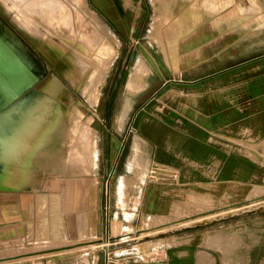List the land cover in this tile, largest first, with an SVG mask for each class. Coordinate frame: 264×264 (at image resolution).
Instances as JSON below:
<instances>
[{"label": "crops", "instance_id": "0c3cea01", "mask_svg": "<svg viewBox=\"0 0 264 264\" xmlns=\"http://www.w3.org/2000/svg\"><path fill=\"white\" fill-rule=\"evenodd\" d=\"M204 1L170 0L163 9L162 0H123L120 6L116 0L100 3L109 11L116 26L113 33L120 41L110 86L126 67L128 116L132 113L135 121L133 137L140 140L138 166L144 170L136 181L140 184L137 193L127 192V203L135 204L119 208L122 199L117 197L106 227L113 233L110 238H125L112 244L135 238L139 229L135 231L134 225L140 220L145 223L141 229L149 230L144 233L161 235L139 245L126 243L114 250L111 262L99 249V254L89 252L87 260L52 257L44 264H245V223L239 219L246 212L222 214L256 204L263 195L264 0H253V6L249 0ZM211 5H217L216 9ZM248 6L262 10H246ZM157 8L164 19L160 18L158 26L163 28L160 37L152 34ZM141 60L143 70L134 80ZM63 102L60 116L68 124L69 109ZM13 119L0 113V132L7 131ZM38 133L25 159H19L16 147L3 150L0 167L26 170L17 186H0V229L25 221L45 178L49 183L48 169L54 167L48 153L54 128ZM68 142L67 137L61 144L65 154ZM132 145L117 185L128 183L127 173L137 167L129 163ZM21 229L10 230L19 235ZM231 232L238 237L229 250ZM249 247L250 262L257 263L256 248L262 246Z\"/></svg>", "mask_w": 264, "mask_h": 264}, {"label": "rangeland", "instance_id": "374dc122", "mask_svg": "<svg viewBox=\"0 0 264 264\" xmlns=\"http://www.w3.org/2000/svg\"><path fill=\"white\" fill-rule=\"evenodd\" d=\"M30 1L31 2L33 1L32 4ZM30 1L29 0H25V1L24 0H9V1L0 0V17L3 18L4 24L6 26H9L11 29L14 30V32H16L18 35L23 37L25 42H27L31 46V48L35 50L34 52L37 55L45 59V61L47 62L48 68L47 69L43 68L44 72L46 73L48 72L50 74L54 73L62 80L64 87H65V93L63 95V98H64L63 103H64L65 109H69L71 113L77 116L78 113H77L76 108L77 106H80L82 109H84V111L87 114L92 115L94 117L93 124L96 130L95 137H96L97 150H98L97 158H96L97 164L94 167V170L89 171V172L88 171L84 172L86 173V175L87 174L88 175L86 176V179H85L86 180L85 187H84L85 192L83 193L82 192L77 193L78 191H76L77 187L74 182L78 181V178L81 176L79 174H76V172L72 171V169H66L62 171V174H60L61 171L60 170L58 171V169H55V170L53 169L55 172L52 171V169H48L50 174L53 176L51 177V175H49V178H50L48 180L49 183L46 184L44 188L40 187L41 189L39 188L38 189L39 191L37 192H45L49 194V196L55 193L58 195L59 199L57 200L58 204L55 201L54 206H50V205L47 206L48 207L47 215L49 216V218H48V221L46 222V225L47 226L49 225V221H50V225L48 226L47 229L45 227L42 228L43 230H46V233L42 234V232L38 231L37 228L35 227L38 213H35L37 209L33 202L31 205V210L28 212V215L25 221L19 222L17 224H10L0 229V232H1L0 234V257H6V256L14 255L15 253L19 254V253H23L26 251H35V250H39L43 248L63 245V243L71 244V243L81 242L84 240L92 241V242L94 241V242L93 244L92 242H90V244L92 245L87 246V248L85 249L83 248L84 250L79 245V246H75L76 248L72 247L73 249L71 248L70 250L67 248V249H63L59 251H54V253L52 252L42 253L43 256L41 254L33 255V256L29 255L27 257L23 256L21 258L13 259V261H10V262L9 260H12V259H9V260L7 259L8 261L5 259L4 260L1 259L0 264H44L47 259H51L52 257H57V256L76 260L80 257L78 255L82 251L87 253L85 256L86 259H83V258H80V259L87 260V255L89 254V252L91 254H99L100 252L99 249H102L101 251H103V254H105V258L107 261L109 259L113 260L115 258L114 250L117 248L119 249L122 246H125L126 243L128 245L130 244L134 245V244L143 242L147 238H151V237L154 238V237H158L161 235L160 233L156 231L144 233L149 230L141 229V227H143L145 223L144 221L140 220L134 225L135 231L139 229L134 234L135 238L127 240V242L112 244V242L115 240L125 239V238L122 235H119L117 237L114 236L110 238L113 233L108 231L109 228L106 227L107 226L106 222L107 223L109 222L108 219L111 215L110 213L113 210L112 204L114 203V201H116L115 199H117V197L120 196L121 199H124V200H122L121 203L118 204V207L119 208L122 206L126 207L127 192L130 191L132 193L133 191L137 193L138 189L140 188V184L137 183L136 181L139 178H141V175H142V173L139 172V171H142L141 167L139 166L136 167L133 172L132 171L128 172L127 174L130 175V178L129 180H127L128 183H125L123 185V189L125 191H123L122 196L120 195L119 189L121 185H117L116 180L119 174H123V172L126 171V169L122 167V165H124L125 163L127 151L131 149V145L133 144V138H134L133 134L135 132L134 130L135 121L133 119L132 113H129V116L128 114H126L121 122L118 119L120 116L121 108L126 98V88H125L124 83H125V78H126L128 69L126 67H123L118 77H116L117 75L115 76L116 78H115L113 86H110V82H109L110 77L114 74L115 67H116L114 64L115 63V60H114L110 68V76L101 85L100 96H99L97 104H92L91 102L90 104L89 99L83 89V84H84V80L86 76L78 74V72L73 66L75 64L74 59L76 56V46L78 43L77 38L79 34V28L81 27L82 22L89 18L90 14H93V13L96 14V16L104 24L108 25L109 29L112 32H116L115 31L116 26L110 20L111 16L109 14V11L106 12L103 9V6H101L100 4L101 2H104V0H85L87 2L86 3L87 8H88L87 10L89 11H87L86 9L85 10L82 9L84 7L83 6L84 0H38V1L30 0ZM36 1L39 2L40 4L37 3ZM249 1L251 2L250 5L253 6L254 5L253 1L252 0H249ZM17 2L18 3L20 2L19 3L20 5ZM24 2L25 3L28 2V3L25 4ZM116 2L118 3L119 6L121 5V3L123 4V0H116ZM6 3H8L9 5H7ZM10 3L13 5H11ZM44 4H50V6L52 5L50 8L52 7L53 9L56 8V11H55L56 14L60 17H63L64 20L62 19L59 20V23L61 22L62 24L57 26L58 32H56L54 29L56 27V22H58V20H54L55 22H52V23H49V22L46 23L45 20H43V18L41 17L43 16L42 14H44L43 10L45 11V9H47V8H44ZM54 6H57V7H54ZM66 6L68 7V9ZM40 7L44 9H41ZM17 8L21 9L22 12L26 14L22 15L21 10H18ZM62 8L65 11H62ZM89 8H91L92 11ZM250 9L253 12H259L260 10H262L261 8L257 6L256 7H249V6L246 7V10H250ZM80 15H82V19L80 18L81 20L78 18ZM20 17H21V20H20ZM23 18L24 20H22ZM68 22L70 23V25H72L71 27L69 24H67ZM22 23L24 26L22 25ZM53 25H54V28H52ZM49 26L51 27L49 28ZM4 29L5 28L3 27L2 30ZM34 30H37V31H34ZM41 31L44 32L45 34L41 33ZM65 35L67 36V38ZM76 35H77V38H76ZM63 41L64 43L68 45L64 44ZM113 44L118 50V45H120V41L113 40ZM44 46H47L49 48L51 52V58L47 57L45 55V52L42 50V47ZM48 76L49 74L46 76L44 75L42 77V80H45ZM36 86H35V89L37 88L39 89V86H37V88ZM1 104L2 103L0 102V105ZM10 108H12V106H3V107L0 106V113L6 112L9 115H11L8 111ZM70 118L68 116L67 121L69 123V126L71 125L72 127L73 121L72 119L70 120ZM14 121L15 119L12 120L13 123L11 126H9L7 131L0 132V134L7 133L10 130V128L13 126ZM71 135L72 134L70 133V139L68 142L67 149H69V147L71 146L70 143L73 141V137ZM134 139H136V136ZM67 149H66V155H68ZM136 170L139 173L136 174ZM63 173L65 175H63ZM131 176H134V177H131ZM50 181L53 182L52 184L54 187L50 186L52 185ZM67 181H70V183H68L67 185L70 188L72 187L70 189V192L68 191L66 192V189L68 186L66 187L65 185L66 183L64 182H67ZM54 182H56V184ZM132 183L134 184V186ZM62 192H64L65 194H63ZM261 192L263 194L262 200L258 201L256 204L247 205L241 209L231 210L230 212H225L222 214V215H227V213L228 214L234 213L236 211L246 212V214L244 216H241L239 219L240 221H243L245 223V229H244L245 234L244 235L246 236V241H247L245 264H264V188L262 189ZM84 193H85V196L88 198L86 199L85 207L82 209V211H80L81 208L78 206V204L84 200L85 198ZM75 196L76 198H74ZM69 201L71 204L70 206H69ZM247 202L249 203L253 201L250 200ZM134 204H135V201L128 205L132 206ZM73 205L75 207H73ZM254 210H256V212L258 213L254 214L253 213ZM77 211L82 212L83 218H84V221H83L84 225L78 229L79 230L87 229V233H82V234L77 235L74 232V231L78 232L77 225L75 227L72 226L70 228V223H75L74 213H76ZM214 217H218V216L216 215ZM119 218L121 219L122 217L119 216ZM233 218L238 220L239 216H236ZM152 223L153 221L149 222V224H152ZM124 224H126V222H124ZM44 225L45 224H43V226ZM18 226L22 227V229L20 230L21 235L20 234L18 235L14 233L13 231L11 232L10 230L11 228L16 229V227L18 228ZM255 229L260 232L259 233L255 232ZM43 235L47 237H42ZM237 237L238 236L236 233L231 232L228 234V242H229L228 249L229 250H231L232 243L235 239H237ZM103 243H106V244L102 246ZM254 243L256 244L260 243L262 246L261 250L258 248L259 246L256 248V255L259 258L257 263L250 262L251 259H253L252 257L253 253L249 245L254 244ZM105 248H106V251L104 252L103 249Z\"/></svg>", "mask_w": 264, "mask_h": 264}, {"label": "bare ground", "instance_id": "6f19581e", "mask_svg": "<svg viewBox=\"0 0 264 264\" xmlns=\"http://www.w3.org/2000/svg\"><path fill=\"white\" fill-rule=\"evenodd\" d=\"M126 1L128 3L131 0H126ZM155 1L156 0H153L154 3H155ZM169 1L170 0H162V3H163L162 9L166 8L169 5ZM217 1H219V0H217ZM32 2H31V4H32ZM27 3L28 2H26L25 4H27ZM37 3H39V2H37ZM86 3L87 2L84 0L83 1L84 7L82 8L84 10L88 9ZM188 3L189 2H187L186 4H188ZM213 3H215V2H213ZM216 3H218V2H216ZM220 3H222V2H220ZM6 4L9 5L8 3H6ZM6 4H5V6H6ZM14 4H16V3H14ZM50 4H44V8H47V9H45V11L43 10L44 14H42L43 16H41V17L43 18V20H45L46 23L47 22L52 23V22H55L54 20H58V22H56V27L54 28L55 24L52 27L55 29L56 32H58L57 26L62 24L61 22L59 23V20H61V19L64 20V19H63V17H60L56 14V12H55L56 8L55 9H53V7L50 8L52 6V5L50 6ZM11 5H13V4H11ZM236 5H237V2H236ZM213 6L211 5V7H212L211 9L212 10L216 9V6H214L215 8ZM54 7H57V6H54ZM236 7H238V6H235L234 8L236 9ZM7 8H8V6H7ZM44 8H41V9H44ZM67 9H68V7H67ZM89 9L91 10V8H89ZM18 10H21V9H18ZM240 10H242V9H240ZM50 11H51V13H50ZM62 11H65V10L62 8ZM87 11H89V10H87ZM236 11H235V13H236ZM242 11L244 12L246 10L243 9ZM21 13H22V15L24 14L22 12V10H21ZM160 13H161V10L158 9L157 14L155 16V21H154V27H153L154 32L152 31L153 32L152 34L154 36H159V37L161 36V32H162V31L160 32V30L163 29V28L159 29V27H158L159 22H161L162 21L161 19H163L162 18L163 15L162 14L160 15ZM235 13H234V15H235ZM239 13H240V11H238V14ZM250 13H253V12H250ZM87 14H88V12H87ZM228 14H230V13H228ZM238 14H236V15L238 17H241ZM262 14H263V11H262ZM240 15H241V13H240ZM164 16L166 17V15H164ZM232 16H233V13H232ZM262 16L264 17V14ZM67 18H69V17H67ZM78 18L82 19V15H80ZM242 18H243V16H242ZM20 20H21V17H20ZM22 20H24V18ZM163 21H164V19H163ZM263 22H264V19H263ZM28 23H30V22H28ZM64 23H63V25H64ZM67 24L70 25L69 22ZM22 25H23V23H22ZM25 25H26V23H25ZM65 26H66V24H65ZM71 26L72 25H70V27ZM3 27L5 28L4 30H2ZM50 27L51 26H49V28ZM78 27H79V25H78ZM65 28H67V27H65ZM68 28H69V26H68ZM46 30H48V29H46ZM34 31H37V30H34ZM148 32H150V31H148ZM41 33H44V32L41 31ZM49 33H50V31H49ZM63 36H64V34H63ZM66 38H67V36H66ZM76 38H77V35H76ZM77 39H78V43L76 46V56L74 59L75 64L73 67L76 69L78 74L86 76V78L84 80V84H83L84 92L89 99V103L91 102L92 104H96L98 102V99L100 96L101 85L110 76V68H111V65L113 64V61H114L116 55H117V49L113 44V40L116 41L118 39L115 36V34L109 29L108 25L104 24L94 13L90 14L89 18L82 22L81 27L79 28V34H78ZM63 43H64V41H63ZM64 44H66V43H64ZM66 45H68V44H66ZM42 50L45 52V55L47 57L51 58V52L47 46L42 47ZM34 51L35 50L33 48H31V46L27 42H25L23 37L18 35L16 32H14V30L11 29L9 26H6L4 24L3 18L0 17V102L2 103L0 106L1 107L12 106V108H10L8 111L12 115V117H14V119H15L14 124L10 128V130L5 134H0V149L2 150V152H0L1 153L0 158L5 159V152L3 151L4 149L10 148V147H16L15 150H18L17 153L19 154V159L20 160L22 158L25 159L26 156L29 154V152H27V149L28 150L30 148L32 149L36 145V141L39 138L38 132H40L41 129L53 127L54 128V138H53V142H52L51 155H50V153H48V160L51 161L50 163H53V166L51 164V167L52 168L54 167L53 168L54 170L55 169H58V171L60 170L61 171L60 174H62V171L66 170V169H72V171L76 172V174H79L81 177H79L78 181H76L74 183L77 187V189H76V191H78L77 193H80V192L83 193V192H85V190H84L85 181H86L85 179H86V176L88 175V174L86 175V173H84V172H86V171L89 172V171L94 170V167L97 164L96 158H97L98 150H97V143H96V137H95L96 130H95V127L93 124L94 117L92 115L87 114L84 111V109H82L80 106H77V108H76L77 113H78L77 116L74 115L73 113H71L70 110H67V114H68L69 118L71 117L70 120L72 119V121H73L72 127H71V125L69 126V123L68 124L66 123L65 119L61 118V116H60L61 115L60 113L62 111L61 110V103L64 100L63 95L65 93L64 84H63L62 80L54 73L50 74L47 72L49 74V76L45 80H42V77L44 75L45 76L48 75L43 70V68L47 69L48 65H47V62L45 61V59H43L42 57L37 55ZM168 57H169V55H168ZM141 62H142V60L139 61V65H137L138 66L137 69L134 70L135 71L134 75H133L134 80H136L137 77L140 76V72H141L142 64H143ZM144 65H146V64H144ZM37 84H39V85H37ZM128 84H130V83H128ZM36 85L39 86L40 90L35 89ZM129 89L133 90L132 84L129 85ZM129 108H130L129 101H128V98L126 97L125 101L123 103V106L121 108L120 116L118 118L120 122L123 120L125 115L128 114ZM70 133L72 134L71 136L73 137V141L70 143L71 146L69 147V149H67L68 155H66L65 152L63 150H61V148H62L61 144H63L64 140L67 139V137L70 139ZM243 145H245V144H243ZM139 153H140V140L136 136V139H134V142L132 145V152L129 156V163L131 165L139 164V160L141 159V158L139 159ZM21 155H23V157ZM140 157H141V154H140ZM3 163H5V162H3ZM18 163H22V162H18ZM128 166H130V165H128ZM130 167L132 168V166H130ZM137 167H138V165H137ZM42 168H44V167H42ZM53 169H52V171H54ZM25 170H26L25 168L20 167V166H15V167L2 166V167H0V186H7V187L17 186L20 183V180L22 178H24ZM142 171H144V170L142 169ZM142 171H139V172L143 173ZM139 172H137V170H136V174ZM63 175H65V174L63 173ZM134 175H135V173H134ZM51 176H53V175H51ZM70 176H68V177H70ZM77 177H78V175H77ZM47 179L48 178H45V182L42 185L43 188L47 184L46 183ZM60 179H62V178H60ZM51 181H50V183L52 184L53 182H51ZM54 183L56 184V182H54ZM64 183H66L65 185L67 187L68 186L67 184L70 183V181H67ZM123 185L124 184L122 183L120 186V189H119L121 196L123 194V191H125L123 189ZM50 186H53V184ZM133 186H134V184H133ZM63 187H65V186H63ZM71 188L68 186L66 189V192L67 191L70 192ZM132 188H134V187H132ZM62 193L65 194L64 192H62ZM74 193H75V191H74ZM79 195H81V194H79ZM73 196H74V194H73ZM35 197L36 198L34 201V205L37 209V211L35 213H38V217L36 220V226L35 227L37 228L38 231H41L42 234H45L46 230H43L42 228L45 227L47 229L48 226L50 225V221H49V225L48 226L46 225V222L48 221V218H49V216L47 215V210H48L47 206L48 205L54 206L55 201L58 204L57 200L59 199V197L55 193L53 195L49 196V194H47L45 192H37ZM84 197H85L84 200L78 204V206L81 208L80 211H82V209L85 207L86 199L88 198L85 196V193H84ZM74 198H76V196ZM122 200H124V199H122ZM75 202H76V200H75ZM131 202H132V200H131ZM25 203H27V202H25ZM61 204H62V202H61ZM66 204H68V203H66ZM70 205L71 204L69 201V206ZM73 207H75V206L73 205ZM80 211H77L76 213H74L75 223L69 222L70 228L72 226L75 227L77 225L78 232L74 231L77 235L82 234V233H87V229H85V230H79L78 229L84 225L83 213ZM67 215H69V214H67ZM43 224H45V225L43 226ZM124 230L126 231V229H124ZM72 236H74V235H72ZM42 237H47V236L43 235ZM84 241H86V240H84ZM84 241H81V242H84ZM93 242H92V244H93ZM92 244H90V242L89 243L87 242L85 245H80V247L82 249L83 248L85 249V248H87V246L92 245ZM63 245H65V243H63ZM68 249L70 250L71 248H68ZM78 249H79V247H78ZM52 253H54V251ZM86 254H87L86 252L82 251V252H80L79 255L78 254L77 255L80 256L79 258L86 259L85 258ZM18 258H21V257H18ZM14 259H17V258H14ZM5 260H7V259H5ZM10 261L11 260H9V262Z\"/></svg>", "mask_w": 264, "mask_h": 264}, {"label": "water", "instance_id": "95a60500", "mask_svg": "<svg viewBox=\"0 0 264 264\" xmlns=\"http://www.w3.org/2000/svg\"><path fill=\"white\" fill-rule=\"evenodd\" d=\"M87 242H92V241H84V242H77V243H71V244H65V245H58V246H53V247H49V248L39 249V250H35V251H26V252L19 253V254H16V255H10V256H6V257H2L1 259L2 260H4V259H8L9 260V259H14V258L23 257V256L37 255V254H42V253L59 251V250H63V249H67V248H72V247H75V246L83 245V244H86Z\"/></svg>", "mask_w": 264, "mask_h": 264}, {"label": "built area", "instance_id": "2783aa9c", "mask_svg": "<svg viewBox=\"0 0 264 264\" xmlns=\"http://www.w3.org/2000/svg\"><path fill=\"white\" fill-rule=\"evenodd\" d=\"M111 261H112V260H110V259L108 260V262H111Z\"/></svg>", "mask_w": 264, "mask_h": 264}]
</instances>
